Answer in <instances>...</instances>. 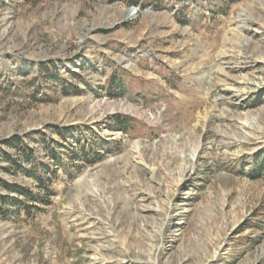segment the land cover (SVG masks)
I'll return each mask as SVG.
<instances>
[{
    "label": "rangeland",
    "instance_id": "rangeland-1",
    "mask_svg": "<svg viewBox=\"0 0 264 264\" xmlns=\"http://www.w3.org/2000/svg\"><path fill=\"white\" fill-rule=\"evenodd\" d=\"M264 0H0V264H264Z\"/></svg>",
    "mask_w": 264,
    "mask_h": 264
},
{
    "label": "trees",
    "instance_id": "trees-1",
    "mask_svg": "<svg viewBox=\"0 0 264 264\" xmlns=\"http://www.w3.org/2000/svg\"><path fill=\"white\" fill-rule=\"evenodd\" d=\"M263 165H260V167L257 170H253L254 174H256L258 177L261 176V173H263L264 171V163H262Z\"/></svg>",
    "mask_w": 264,
    "mask_h": 264
}]
</instances>
